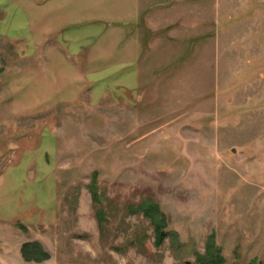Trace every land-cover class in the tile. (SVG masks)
Instances as JSON below:
<instances>
[{
  "label": "rangeland",
  "instance_id": "rangeland-1",
  "mask_svg": "<svg viewBox=\"0 0 264 264\" xmlns=\"http://www.w3.org/2000/svg\"><path fill=\"white\" fill-rule=\"evenodd\" d=\"M49 1L0 0V264H38L22 257L33 242L51 255L40 264H194L212 233L226 264H264V51L182 67L197 98L178 110L176 83L153 103L129 79L111 14ZM146 199L178 236L159 249L129 213Z\"/></svg>",
  "mask_w": 264,
  "mask_h": 264
},
{
  "label": "crops",
  "instance_id": "crops-1",
  "mask_svg": "<svg viewBox=\"0 0 264 264\" xmlns=\"http://www.w3.org/2000/svg\"><path fill=\"white\" fill-rule=\"evenodd\" d=\"M66 17H78L83 11L96 9L110 16L113 44L124 59L125 66L137 67L129 79L135 86L146 88L147 98L154 103L157 88L176 83L164 97L184 109L193 105L197 96L184 98L182 67L211 62L218 50H242L244 64L263 56L264 0H50ZM64 1V2H63ZM51 6V5H50ZM111 12V13H108ZM241 35L233 38L234 35ZM223 35V38L220 37ZM219 37V38H218ZM234 39V40H233ZM108 47H111L108 45ZM230 57L232 55L230 54ZM233 58V57H232ZM208 61H205V60ZM128 64V65H127ZM192 70H188V72ZM189 74V73H188ZM191 78L194 73H190ZM129 80V81H130ZM150 84V85H149ZM135 88V87H132ZM169 87L167 86V89ZM149 96V97H148ZM162 95H160L161 97ZM249 105L253 96L246 95ZM186 99V100H185ZM181 127L190 128L188 121Z\"/></svg>",
  "mask_w": 264,
  "mask_h": 264
},
{
  "label": "trees",
  "instance_id": "trees-1",
  "mask_svg": "<svg viewBox=\"0 0 264 264\" xmlns=\"http://www.w3.org/2000/svg\"><path fill=\"white\" fill-rule=\"evenodd\" d=\"M90 192L93 202L99 206L96 216L101 232H105L106 219L105 210L101 207V201L98 194L97 174L94 175ZM129 213L132 215H141L144 219L149 220L154 234V245L156 248H161L165 245L168 239L177 238V234L169 232V222L166 214L161 210L159 205L152 199H146L142 203L129 208ZM22 257L28 262L43 263L51 259V255L38 243H26L22 247ZM194 264H226L227 260L223 255V250L219 247L216 239V234L212 233L205 243L203 253H197Z\"/></svg>",
  "mask_w": 264,
  "mask_h": 264
}]
</instances>
